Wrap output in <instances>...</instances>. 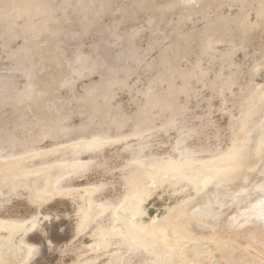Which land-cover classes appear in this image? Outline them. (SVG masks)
Listing matches in <instances>:
<instances>
[{
  "label": "rangeland",
  "instance_id": "rangeland-1",
  "mask_svg": "<svg viewBox=\"0 0 264 264\" xmlns=\"http://www.w3.org/2000/svg\"><path fill=\"white\" fill-rule=\"evenodd\" d=\"M261 183L264 0H0V264H264Z\"/></svg>",
  "mask_w": 264,
  "mask_h": 264
},
{
  "label": "bare ground",
  "instance_id": "bare-ground-1",
  "mask_svg": "<svg viewBox=\"0 0 264 264\" xmlns=\"http://www.w3.org/2000/svg\"><path fill=\"white\" fill-rule=\"evenodd\" d=\"M38 168V167H37ZM45 168V167H44ZM43 168V169H44ZM55 169V168H54ZM48 171V170H47ZM57 172V171H56ZM49 175V174H48ZM54 175H56V174H54ZM51 176H53V175H51L50 174V176L49 177H51ZM46 182H48V181H46ZM49 183V182H48ZM49 185V184H48ZM45 190H46V188H45ZM247 192L246 193H249V194H244L243 196H245V195H248V197L246 198V201L245 202H243V204H241L240 205V203H237V206H238V204H239V206L240 207H246V208H253L254 206V209L252 210V213H253V217H256V216H259L260 218H263V220H264V183H261V188L259 187V186H257V187H255V190L254 189H252L251 191H253V192H251L250 191V189H249V191L250 192H248V190H246ZM254 191H256L255 193H254ZM253 194H255V195H253ZM52 195H54V192H51V193H49L48 194V196L46 197V198H49L50 196H52ZM253 195V196H252ZM252 197H256V198H253V200H251L252 199ZM260 205V206H259ZM259 206V207H258ZM240 207H238V209L240 208ZM258 217V218H259ZM259 218V219H260ZM258 219V220H259ZM3 219H0V229H3L4 227H6L7 226V223L6 222H3L2 221ZM260 221V220H259ZM261 222H262V220H261ZM264 222V221H263Z\"/></svg>",
  "mask_w": 264,
  "mask_h": 264
}]
</instances>
